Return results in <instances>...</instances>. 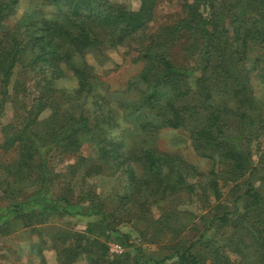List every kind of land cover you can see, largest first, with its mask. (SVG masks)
<instances>
[{"label": "trees", "instance_id": "1", "mask_svg": "<svg viewBox=\"0 0 264 264\" xmlns=\"http://www.w3.org/2000/svg\"><path fill=\"white\" fill-rule=\"evenodd\" d=\"M33 1L17 17L21 0H0V110L9 100L21 111L18 121L0 124L1 196L13 200L35 188L32 196L41 202L38 210L27 211L11 202L8 221L27 227L50 221L54 213L95 216L85 232L62 231L54 239L60 264L82 256L86 264H264V149L256 161L249 149L251 140L264 137V102L249 83V73L256 71L264 85V54L251 52L264 43V0H182L178 18L147 42L144 30L157 0H138L134 10L113 0ZM41 5L56 11L43 16ZM116 46L134 49L132 60L142 66L124 89L100 92L99 84L108 87L84 54ZM176 46L186 62L175 61ZM18 67L32 83L14 79ZM69 73L76 85L57 87ZM47 108L49 114L40 118ZM161 129L184 131L207 168L158 148ZM84 142L96 149L84 176L105 170L122 176L111 207L85 189L75 200L70 187L51 195L47 150L76 152ZM13 151L15 158L2 157ZM228 184L231 207L221 199ZM196 189L208 210L199 217L200 228L192 225L197 237L183 242L186 211L180 206ZM86 197L89 206L81 207ZM131 215L141 220L140 240H165L167 254L146 257L137 248L132 256H109V232L119 235L116 226L132 221ZM119 236L121 245L132 246L128 233Z\"/></svg>", "mask_w": 264, "mask_h": 264}, {"label": "rangeland", "instance_id": "2", "mask_svg": "<svg viewBox=\"0 0 264 264\" xmlns=\"http://www.w3.org/2000/svg\"><path fill=\"white\" fill-rule=\"evenodd\" d=\"M118 3L124 4L129 9H137L139 5L138 0H113ZM33 0H21L18 7L16 16L22 15L29 7ZM182 0H157L154 17L152 21L147 25L144 30L146 41L148 37L156 31L160 26L173 23L180 14ZM56 11L54 5H41L40 14L43 16H50ZM254 54H264V43L261 46H254L251 50ZM136 51L131 50L129 46H116V47H102V48H91L84 54L85 59L93 68V74L103 81L107 85V90L99 84L97 90L100 92L107 93L109 90H122L125 88L127 81L135 77L139 72L142 64L141 62H134L132 57L136 56ZM174 59L177 63H182V55L180 47L174 48ZM190 64L191 62L188 61ZM247 69L250 66H246ZM69 73L66 78H62L56 82V86L59 88H73L76 85L75 79L70 76ZM14 79H20L22 82L32 83L30 75L25 73L24 69L18 67L15 69ZM249 83L252 88L254 95L261 101L264 102V85L260 83L256 76V71L249 73ZM105 90V91H104ZM61 107L70 108L69 104H62ZM70 112L76 113V110L69 109ZM50 110L47 108L41 114L40 118H44L49 114ZM21 119V111L14 107L12 101H5L2 104L0 110V124H6L11 121H18ZM258 143L260 146H258ZM46 145V146H45ZM43 148L48 147L45 144ZM156 146L166 152H180L186 158L195 161L201 169L207 168V160L197 158L191 151L189 146V140L187 134L182 130L173 129H161L156 135ZM249 149L251 157L254 161L257 160L260 149H264V137L259 139H253L249 143ZM40 153H43L41 150ZM16 153L10 152L2 157L5 159L15 158ZM84 157L87 161L81 162L80 166H76L79 158ZM96 149L92 143H82L79 150L71 152L67 150H61L60 148L53 147L47 150L45 155L47 161V168L50 173L49 182L51 195L57 192L68 190L70 187L73 190L72 200L77 199L80 195V191L85 189L94 195V199L97 201H105L110 207L114 204L115 196L117 191L121 192L122 176L119 174L109 175L108 171L105 170L103 173L96 175L84 176V170L88 166L87 164L92 160H95ZM193 181V179L191 180ZM231 184L223 186L222 191V202L224 204L232 206L233 198L232 195H228ZM84 187V188H82ZM35 188L28 189L24 195L19 196L13 200H9L1 196L0 190V264H60L57 260V250L54 248V239L62 233V231L68 232H85L88 226V220L95 219V216L91 215L90 218L86 216H79L75 214H57L54 213L50 216V221L43 224L33 225L24 227L21 220L14 222L8 221L13 218V215L7 214V207L13 203H18L19 207L23 211H27L32 206L38 210V205L41 204L37 197H33L32 193ZM200 190L196 189V193L191 195L189 198H185L181 204V208L185 209L186 214L181 215L182 220L186 224V229L182 234V240L190 241L197 237V233L192 230V225L201 227L203 223L200 220V216L206 214L208 208L204 204V199L200 197ZM211 204L215 201L213 196L209 194ZM89 199L86 197L81 203V207L87 208L89 206ZM78 209V208H77ZM153 215L157 217L159 211L156 206L151 207ZM132 221L124 220L116 226L118 234L128 233L130 235V242L132 246L125 247L121 245L115 232H109V239L106 240L108 245V254L110 257L118 255L123 252H129L130 255L136 253V249L140 248L146 257H163L168 253L166 241H162L159 245L147 243L139 238V231L141 220L135 219L134 216H130ZM7 220V223H5ZM106 233V232H105ZM108 234V232H107ZM95 235L100 239H104V235ZM113 244L121 246L122 251L115 253L110 250ZM173 260H166L163 264H173ZM73 264H86L85 258L82 256L80 259L75 261ZM148 264H154L152 261ZM206 264H209L206 261Z\"/></svg>", "mask_w": 264, "mask_h": 264}, {"label": "built area", "instance_id": "3", "mask_svg": "<svg viewBox=\"0 0 264 264\" xmlns=\"http://www.w3.org/2000/svg\"><path fill=\"white\" fill-rule=\"evenodd\" d=\"M110 250L115 252V253H118V252H121L122 251V248L120 245L118 244H113L111 247H110Z\"/></svg>", "mask_w": 264, "mask_h": 264}]
</instances>
